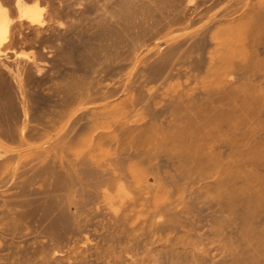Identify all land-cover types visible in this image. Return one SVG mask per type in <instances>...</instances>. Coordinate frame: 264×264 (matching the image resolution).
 Masks as SVG:
<instances>
[{
    "label": "bare ground",
    "instance_id": "1",
    "mask_svg": "<svg viewBox=\"0 0 264 264\" xmlns=\"http://www.w3.org/2000/svg\"><path fill=\"white\" fill-rule=\"evenodd\" d=\"M0 264H264V0H0Z\"/></svg>",
    "mask_w": 264,
    "mask_h": 264
}]
</instances>
